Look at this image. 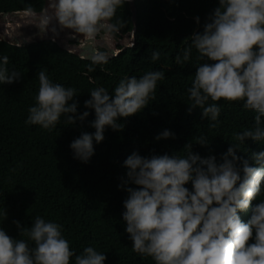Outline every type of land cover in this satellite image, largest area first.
Masks as SVG:
<instances>
[{
  "label": "clouds",
  "instance_id": "clouds-1",
  "mask_svg": "<svg viewBox=\"0 0 264 264\" xmlns=\"http://www.w3.org/2000/svg\"><path fill=\"white\" fill-rule=\"evenodd\" d=\"M127 3L129 0H47V8L41 12L31 3L23 11L25 20L35 25L41 36L51 33L58 37L63 32L74 39L95 42L99 36L120 32L123 24L116 14ZM196 24H200L199 17ZM132 32L127 34L133 38L127 49L135 46L136 33L133 36ZM185 40L189 43L176 55V65L184 68L190 64L193 49L204 61L195 67L186 90L189 115L199 109L208 127L216 128L223 108L219 102L238 103L254 113V125L232 134L237 143H230L220 162L215 156L193 153L192 142L185 146L184 155L149 157L134 151L125 159L127 180L122 187L136 186L126 187L128 196L122 213L132 251L151 257L155 264H264V200L251 207L248 222L239 215L264 194V151L251 153V164L237 155L246 140L264 142V0H218L203 31ZM95 49L99 54L91 58V63H107L109 49ZM162 55L160 49L153 50L150 62H158ZM9 64V56L0 55V86L18 83L23 75ZM36 79L39 87L25 125L48 132L62 121L83 126L90 111L78 114V90L55 82L47 68H42ZM165 79L164 71L149 70L139 77L124 76L111 92L103 86L93 88L84 108L95 113L90 124L95 131H82L71 142L73 159L87 164L95 154V145L104 141L105 130L123 131L119 121L148 108L156 100L158 83ZM154 139H175V134L165 129ZM195 143L208 147L210 141L199 135ZM3 215L6 220V210ZM13 223L19 239L9 236L0 225V264L106 262V252L92 245L77 254L58 222L36 215L31 227L20 221Z\"/></svg>",
  "mask_w": 264,
  "mask_h": 264
},
{
  "label": "trees",
  "instance_id": "trees-1",
  "mask_svg": "<svg viewBox=\"0 0 264 264\" xmlns=\"http://www.w3.org/2000/svg\"><path fill=\"white\" fill-rule=\"evenodd\" d=\"M47 0H0V13L24 12L27 3L44 10ZM138 29L135 46L105 64H92L52 41L13 46L0 42V55H8L9 67L23 75L18 83L0 86V225L9 236L19 239L13 221L32 226L36 215L64 226V234L79 254L85 246H95L106 252L105 264H155L151 257H141L132 251V241L122 219L127 199V170L125 159L132 153L141 156L172 155L182 152L192 142L193 153L201 157L215 156L220 162L233 141L232 134L254 125V113L238 103H225L221 123L209 128L201 118L200 110L190 115L187 88L191 86L196 66L203 63L195 49L190 64L177 66L175 57L189 43L185 40L194 32L203 31V25L218 0H136ZM196 17L200 24H196ZM123 27L116 37L134 30L131 5H122L116 14ZM163 53L156 63L150 62L153 50ZM103 51V50H102ZM92 67L93 71H88ZM47 68L49 76L65 86L78 90V114L90 111L83 126H70L63 121L48 132L39 126H26L28 108L34 104L38 91L37 73ZM149 70H162L166 79L158 83L156 100L142 113L119 122L123 131L108 128L104 141L95 145V154L87 163L73 159L71 142L81 132L94 133L90 124L95 119L92 110L84 108L90 91L103 86L110 92L124 76H142ZM170 130L175 139L154 138L163 130ZM199 135L208 137V147L195 143ZM237 155L250 160V154L264 151V142L246 140ZM15 169V171H13ZM191 189V185H187ZM264 194L252 201L247 212L239 215L243 222L251 219V207ZM6 210L8 218L3 215ZM5 220V221H4ZM26 239V238H25ZM254 241H249L252 243Z\"/></svg>",
  "mask_w": 264,
  "mask_h": 264
},
{
  "label": "water",
  "instance_id": "water-1",
  "mask_svg": "<svg viewBox=\"0 0 264 264\" xmlns=\"http://www.w3.org/2000/svg\"><path fill=\"white\" fill-rule=\"evenodd\" d=\"M135 2L136 0H129V3L131 4V11L133 14V36L138 29L137 10L135 7ZM46 8L47 2L44 9ZM74 38L75 37H71V34L63 32L60 33L58 37H53L51 33L46 36H41L39 29L35 25L28 24V22L25 20L24 12L0 13V42H5L13 46L22 47L45 41H52L56 43L61 49L89 61H91V58L93 56L99 54V52L94 48V42H89L87 38ZM131 44L132 43H130V45ZM126 49L127 47H125L123 51L118 52L109 49L107 52L111 55L109 60L116 58L124 51H126Z\"/></svg>",
  "mask_w": 264,
  "mask_h": 264
},
{
  "label": "rangeland",
  "instance_id": "rangeland-1",
  "mask_svg": "<svg viewBox=\"0 0 264 264\" xmlns=\"http://www.w3.org/2000/svg\"><path fill=\"white\" fill-rule=\"evenodd\" d=\"M133 38L130 35L122 38H117L115 35H102L96 38L93 43L94 47L98 50L110 49L112 51H118L120 47H127L132 42Z\"/></svg>",
  "mask_w": 264,
  "mask_h": 264
}]
</instances>
